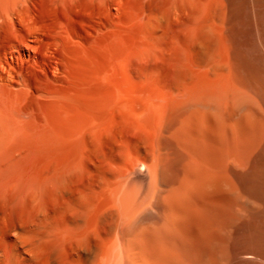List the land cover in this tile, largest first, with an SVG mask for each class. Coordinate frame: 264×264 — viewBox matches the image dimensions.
<instances>
[{
	"label": "bare ground",
	"instance_id": "bare-ground-1",
	"mask_svg": "<svg viewBox=\"0 0 264 264\" xmlns=\"http://www.w3.org/2000/svg\"><path fill=\"white\" fill-rule=\"evenodd\" d=\"M0 264H264V0H0Z\"/></svg>",
	"mask_w": 264,
	"mask_h": 264
}]
</instances>
